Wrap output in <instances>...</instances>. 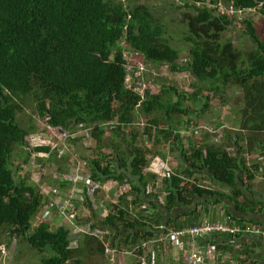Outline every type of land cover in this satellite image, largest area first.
Wrapping results in <instances>:
<instances>
[{"label": "trees", "instance_id": "obj_1", "mask_svg": "<svg viewBox=\"0 0 264 264\" xmlns=\"http://www.w3.org/2000/svg\"><path fill=\"white\" fill-rule=\"evenodd\" d=\"M197 1L184 3V40L189 50L181 63V50L170 43L165 25L149 6L130 7L129 1L121 0H0V228L10 229L11 235L40 252L48 251L41 264H85L83 258L89 251L106 254L95 237L86 235L73 248L69 228L52 230L49 223L34 227L44 202L41 190L24 174L31 155L25 149L27 138L38 130L24 127L19 120L29 97L49 126L71 133L78 127L90 131L97 145L94 158L87 161L93 181L131 185L130 193L118 205H111L104 222L97 221L98 215L92 220L94 227L101 223L111 229L114 246L122 251L156 235L160 225L169 229L192 226L201 216L198 200L223 204L227 198L240 212H263L264 204L252 197L260 166L248 165L242 154L245 149L253 154L258 145L264 151L263 144L250 137L247 146H239L238 155H232L227 149L230 144L207 139L187 145L181 136L182 131L199 126L211 95L224 97L231 86L245 93V126L252 122L250 130H264V40L246 18L241 27L253 49L244 52L233 41L225 42L224 34L239 25L237 18L217 8H199ZM220 1L238 9L261 6L264 13V0H210L212 5ZM122 41L148 63L166 66L173 74L189 73L196 81L192 92L163 84L159 93L146 90L142 96L128 88ZM140 117L146 125L142 130L136 123ZM144 137L150 147L142 145ZM237 139L241 141V134ZM166 146L185 169L146 195L147 185L156 182L155 176L145 172L149 156L155 158L152 152ZM17 147H24L26 160L15 168ZM36 150L49 152L50 148ZM54 158L51 154L49 161ZM199 175L202 180L193 179ZM209 180L230 192L214 190L206 185ZM162 193L164 200L159 203ZM182 209L183 214H176ZM85 222L78 219V223Z\"/></svg>", "mask_w": 264, "mask_h": 264}, {"label": "rangeland", "instance_id": "obj_2", "mask_svg": "<svg viewBox=\"0 0 264 264\" xmlns=\"http://www.w3.org/2000/svg\"><path fill=\"white\" fill-rule=\"evenodd\" d=\"M121 1H129L130 7L134 5H145L151 7V9L155 13V16L165 25L166 37L168 38L170 43L181 50L180 62L185 63L186 58L188 57L189 46L185 43L184 40L187 32V26L184 17L185 13H187V10L184 9V3L190 0H162V2L154 0ZM204 1L209 2V0ZM256 16L260 18V21H257L256 28L258 30L260 38L264 40V13L262 12L261 8L258 9V12L248 14L247 18H250L253 21V18H255ZM236 26L231 27V29L224 34L223 40L225 42H227L228 40L233 41L236 46L241 50H244V52L252 50L253 43L250 41V38L244 34V29L240 24ZM141 60H143V57L141 58ZM195 82L196 81L194 77H192L187 72L173 74L166 66L159 67L147 62L145 71L143 72V78L142 80H140V88L144 91L151 89L150 91H152L154 94H157L161 89L160 87L163 84H166L172 85L180 91L192 92V89H194L195 86ZM244 109L245 93L243 89L238 86H231L224 94V97H217L212 94L209 109H207L206 112L202 113L199 116V126L190 127L188 128V130L182 131L181 136L184 138L185 143L189 144L197 142L202 143L207 139L220 145L223 143L230 144L229 147L227 146V149L231 152L232 155H238L239 146L246 147L247 140L250 137L253 138L257 143H261V145H264V130H261L260 132H254L253 130H250L249 128L252 126V122H249L245 126L246 115H244ZM19 120L21 124L26 128L36 126L38 130L35 135H40V137H45L47 127L53 128V131L60 129L48 126V124L39 117L35 100L32 97H29L27 99L25 109L19 115ZM136 123H138V128L141 130L146 126L143 117H140L138 120H136ZM126 130L130 131V128L128 127ZM194 132H196L198 135L194 134ZM66 133L68 134V137L63 140L64 142L62 146L67 145V148L62 158L58 159L57 154H55L56 158H54V160L52 161H39L42 164V184L45 187L57 188L59 190L60 188H70L71 186L68 182H63L60 180V176H70L72 172L77 169V163L86 165L87 161L89 162L92 158H94L93 153L97 145L96 142L92 140L90 131L82 127L80 129L78 128L73 133L68 131H66ZM55 134H58L57 131H55L53 134L54 142H56L57 140ZM192 134L194 136H192ZM238 134H241L242 136L241 141L237 139ZM32 136L33 134L30 137ZM107 138L109 139L110 135H108ZM188 140H190V142H188ZM143 144L148 147L152 145L151 142L148 141L147 137H144V141H142V145ZM25 149L24 147L16 148V152L13 156L15 168H18V166L24 164L26 160V154L24 151ZM152 153H156L154 154L156 156H159L158 153L165 154L166 158L164 160H167L168 156H170L171 160L168 161L171 171L180 172L182 170L183 172L184 169L182 168L180 163H178V161L174 159L173 156L169 155L168 146L164 148H156ZM244 153L246 154L244 158L246 159L248 165L253 166L255 164H259L260 166V170L257 174L256 179H264V151L258 145L256 146V150L253 154L248 155L246 149L242 154ZM149 158H153V156H149ZM24 168L25 170H28L27 165L24 166ZM85 168L86 169L84 173H88V166L86 165ZM24 174H28V177H30L32 181V172L26 171L24 172ZM196 178L202 180L201 175L194 176L193 179ZM208 183H206V185L212 187L214 190H220L223 192L225 190L229 191V189L223 188L221 185H216L214 183H211L210 181H208ZM35 184L36 183H34V185ZM37 187L41 190V187H39L38 185ZM252 189L253 192H257V194L260 195L258 196V199H264V182L263 184H260L258 186L253 182ZM198 202H203V200H198ZM78 208L80 209V211H82V213L85 214L82 216V218L84 217L87 218L88 221H92L93 218L96 217L95 215H98L97 221L100 222V215L95 210L90 209L86 198H84L83 201L79 202ZM56 218L57 217H54V220ZM61 221V218H59V221H57L56 223L55 221H53L51 223L52 230H55L58 227V224L61 223ZM38 225L40 224L38 218H36L34 220V227ZM83 238H80L79 241ZM79 241V244L82 243V241ZM0 244V264H41L44 257H47L49 254L48 251L40 252L34 249L27 241L23 240L17 235H11L10 229L6 227L0 228ZM83 259L85 261V264H111L107 258L101 256V254H99L98 252L93 251H89ZM182 260V256H180V254H177V251L169 250L167 252V256L164 257L163 260L160 258L158 264H182ZM112 264L137 263L130 257H116L114 263Z\"/></svg>", "mask_w": 264, "mask_h": 264}, {"label": "built area", "instance_id": "obj_3", "mask_svg": "<svg viewBox=\"0 0 264 264\" xmlns=\"http://www.w3.org/2000/svg\"><path fill=\"white\" fill-rule=\"evenodd\" d=\"M202 1L199 0L195 4L199 8L205 6L217 8L220 13L229 15L233 19L237 18L235 21L239 22L241 26H243L242 21L247 18L248 14L258 12V9L261 7L238 9L234 4L226 6L221 1L216 5H212L210 0L209 2ZM121 44L125 46V84L128 88L143 96L146 90L144 91L140 88V80L143 78L147 61L140 52L131 49L125 41H122ZM141 55L143 60H141ZM151 93L153 92L151 91ZM55 131L58 133L55 134L57 138L56 142L53 140ZM55 131H53V128L47 127L45 137L33 134L32 137L29 136L27 138L28 145L25 148L31 152V155L29 164L27 165L28 170L26 171L32 172V180L36 185L41 187L44 205L38 213L39 224H51L54 216L61 218L60 225L69 228L71 247L77 248L79 239L87 235L95 237L102 242L105 248V258L111 264L114 263L116 257H130L137 264H158L159 254L166 250L167 243L176 242L178 247L186 253L187 264H226L227 259L222 258L220 251H218L214 244L209 242L207 245H202L199 244V241L214 237L215 235L229 237L233 243L243 236L259 237L264 241V227L259 224H242L233 218L219 221L206 219L201 223L182 229H169L165 225H160L158 227L159 232L156 235L139 241L130 250H120L117 246H114V235L110 228L104 227L101 223L97 227H94V222L92 221L78 223V219H87L82 218L85 214L80 211L78 205L80 201L86 198L90 209L95 210L100 215V222H104L111 214V205H118L119 199L130 193L131 185L127 183L120 184L118 182L107 184L96 183L89 172L84 173L87 164L77 163V169L70 176H60V180L68 182L71 186L70 188L65 190L60 188L59 190L43 186L42 164L39 161H48L51 154H57V158L61 159L67 148V145L62 146L63 140L68 137L66 131L62 128ZM39 147H48L50 151H37L36 149ZM145 172L156 177L155 186L152 184L147 185L146 195L156 192L161 187L162 181L172 175L169 161L160 158V156H155V158L151 159V163ZM164 195L162 193L159 197V203H163ZM141 208L145 209L146 207L141 206ZM54 210L57 211L56 215L54 214Z\"/></svg>", "mask_w": 264, "mask_h": 264}, {"label": "crops", "instance_id": "obj_4", "mask_svg": "<svg viewBox=\"0 0 264 264\" xmlns=\"http://www.w3.org/2000/svg\"><path fill=\"white\" fill-rule=\"evenodd\" d=\"M258 20L260 21V18L258 16L253 18L255 27H256ZM194 134L198 135L196 132H194ZM192 136L194 135L192 134ZM173 158L176 159V156H173ZM167 160L169 161L171 160L170 156H168ZM178 163H180L182 168L185 169V166L182 161H178ZM176 172L181 173L182 170L180 172L178 171ZM176 172L172 171L171 173L175 174ZM263 180L264 179L262 178L256 179L254 183L258 186L260 184H263L264 182ZM32 182L35 183L33 180ZM206 183H208V181ZM61 189L65 190L68 188H61ZM224 192L229 193L230 191L225 190ZM258 196L260 195H258L257 192H254V195L252 197H254L255 199H258ZM163 199H164V196H163ZM214 201L203 200V202H200V205H198V214H201V216L198 217V219L194 222V224L192 223L193 225L201 223L202 221L206 219H209L212 221H219V220H226L230 218L226 215L225 207L227 206L228 209L231 211L232 216L236 218L238 222L242 224H246V223L259 224L262 227H264V210L261 213H258V212L257 213L256 212L255 213H243V212L238 211L235 205L233 204V202H231L227 198L223 202V204H216ZM260 201L264 204V199ZM184 212H185V209H182V210H178L176 214H183ZM54 214L55 215L57 214L56 210H54ZM54 217H57V218L54 220ZM54 217H53V221H55V223L59 221L58 216H54ZM190 220L192 221V219ZM180 221L184 222L185 218L184 217L181 218ZM59 225L60 224H58V226ZM214 237L215 238L209 237L208 239L199 241V244L207 245L209 244V242L214 244L217 247L218 251H220L222 258L227 259L226 264H264V241L263 239L259 237H254V236H243V237L238 238L236 242L233 243L231 238L229 237H222L219 235H215ZM211 239L217 242H212L210 241ZM169 250L177 251V254H180V256H182L183 258L182 264H187L186 263V253L183 250H181L180 247H178L176 242L167 243L166 250L159 254V260L160 258L163 260V258L167 256V252ZM175 261H181V260H175Z\"/></svg>", "mask_w": 264, "mask_h": 264}]
</instances>
